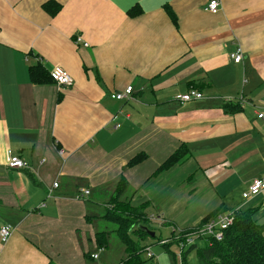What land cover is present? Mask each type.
Here are the masks:
<instances>
[{"label":"crops","instance_id":"crops-1","mask_svg":"<svg viewBox=\"0 0 264 264\" xmlns=\"http://www.w3.org/2000/svg\"><path fill=\"white\" fill-rule=\"evenodd\" d=\"M210 1L0 0V229L13 230L0 264H94L127 206L147 207L149 224L159 210L177 231L159 261L175 246L169 262L186 264L179 230L235 210L264 178V0H219L216 14ZM34 66L53 83L34 84ZM189 91L202 99L175 100ZM9 152L27 168H9Z\"/></svg>","mask_w":264,"mask_h":264},{"label":"trees","instance_id":"trees-1","mask_svg":"<svg viewBox=\"0 0 264 264\" xmlns=\"http://www.w3.org/2000/svg\"><path fill=\"white\" fill-rule=\"evenodd\" d=\"M166 11L172 18L173 23L177 25V19L173 15V12L169 8H166ZM131 15L135 16L137 14L133 11ZM30 75L31 81L34 84L43 85L53 83L52 79L41 66H34L30 71ZM187 152V148H181L161 166L159 171L177 165V163L186 157ZM141 161L142 158L140 156L136 157L130 165L138 164ZM126 208L130 218L124 220L118 211L113 212L112 218V221L115 222H118L120 218L122 219L121 222L116 224V234L124 243L125 248L128 249L127 259L122 261L121 264H147L148 261L143 259V254L149 248V246L145 245V241L150 236L143 232L141 227H147L149 224L148 208L143 206L138 208L127 206ZM257 211V209L247 211L239 210L235 214L234 224L225 231L224 239L221 242H217L214 239L204 240L205 248H197L196 244L190 245L183 250L184 252L181 256L185 258L191 251L195 250L197 252L198 264H264V228L255 219ZM206 221H204L205 224ZM190 232L192 231L185 230L177 236L175 243L180 247V251L186 243L185 237ZM106 241L105 233L97 236V244L100 249L107 245ZM148 260L151 262L152 256Z\"/></svg>","mask_w":264,"mask_h":264},{"label":"built area","instance_id":"built-area-1","mask_svg":"<svg viewBox=\"0 0 264 264\" xmlns=\"http://www.w3.org/2000/svg\"><path fill=\"white\" fill-rule=\"evenodd\" d=\"M220 1L219 0H211L205 10L209 13L216 14L220 10ZM77 43H81L82 39L77 38ZM87 46V44H84ZM231 60L233 62H236V64L241 63L243 60V55L240 51H237L233 54H231ZM52 77L55 81V84L58 85L59 88H67L72 86L73 81L71 76L65 72L64 70H61L60 68H55L52 72ZM133 92L132 87H128L123 93L114 94L112 95V99L122 101V100H128L131 99ZM202 94H199L196 91H189L183 95H179L175 97V100L179 102L180 104H186L188 102H191L193 100H200L202 99ZM259 119H264V113H261L258 115ZM7 165L11 169H24L27 168V165L17 156H14L10 152L8 153V161ZM58 184H54V187H57ZM84 196L89 195V191H83L82 192ZM264 193V178L256 179L253 181V183L250 185L248 190L242 194V199L245 201L251 200L252 198L256 196H260ZM239 210H232L228 211L222 215L217 216L216 218L210 219L206 224L200 228L193 229L192 232L187 234L185 237L186 243L182 246L181 252L179 254V257L181 258V255L183 254V250L190 245L196 244L197 241H204L207 239H214L217 242H221L224 239L225 231H227L233 224L235 219V214ZM12 227L11 226H4L0 229V237L1 239L6 242L9 237L12 234ZM102 249L99 250L101 252ZM149 249H147L146 252L149 253ZM151 254L149 253V257ZM93 260L98 259V254L92 255Z\"/></svg>","mask_w":264,"mask_h":264},{"label":"rangeland","instance_id":"rangeland-1","mask_svg":"<svg viewBox=\"0 0 264 264\" xmlns=\"http://www.w3.org/2000/svg\"><path fill=\"white\" fill-rule=\"evenodd\" d=\"M242 193H243L242 189H240L238 191V194H236L237 196L233 197V202L230 203L229 206H237L238 205L237 207H235L236 208L235 210H240V208H242V211H247L250 209H257L258 211L255 214V219L258 221L259 225L264 228V209L262 210V207H264V204L261 206L260 204H256L255 202L251 203L252 201L244 203V200H242ZM239 206H240V208H239ZM151 211L155 215L156 218L150 224L147 225V228L150 231L154 232L155 237L154 238L150 237V238L146 239L145 245L150 246L149 253L151 255H153V257H152V260L150 262L148 260L149 253L145 252L143 254V259L148 261L147 264H171L169 262V258H172L171 254L175 253L176 247L174 246V249H172L170 253L167 252V255L169 256V258H168V256H163L160 258V261H159V253H165L166 251L163 247L159 246L158 244H161L162 240L165 241L168 238L172 237L171 236L172 231H174L175 234L177 231H176V229H174L173 226L165 225L163 222H161L160 219H158V217H161L159 210L153 209ZM118 212L121 215V217L124 218V220H126L127 218H130V215L128 214L126 207L120 208ZM121 220L122 219L120 218V220L118 222L114 221V223H111L110 225L114 227V225L121 222ZM201 225H199L198 227H195L193 229L199 228ZM116 228H117V226H116ZM193 229L190 228V229H185V230L186 231H188V230L192 231ZM105 233H106V238H107V241H106L107 245L102 248V251L99 253V259L96 260L94 262V264H121L122 261L127 259V256H128L127 250L128 249L125 248V245L121 241L119 236L116 235V233H113L111 231V228H110V230H108V232H105ZM178 234H180V230H179ZM159 239H161V240H159ZM157 240H159V241H157ZM196 244L198 246L197 248H200V249L206 247L203 241H197ZM171 245H173V244H171ZM97 250L98 249H96V253H97ZM92 254H94V253L92 252ZM176 261H177L176 263L181 264L180 259H178V260L176 259ZM186 264H198L197 252L195 250L187 255Z\"/></svg>","mask_w":264,"mask_h":264},{"label":"water","instance_id":"water-1","mask_svg":"<svg viewBox=\"0 0 264 264\" xmlns=\"http://www.w3.org/2000/svg\"><path fill=\"white\" fill-rule=\"evenodd\" d=\"M142 231L148 234L151 238L155 237L154 232L150 231L147 227H141Z\"/></svg>","mask_w":264,"mask_h":264}]
</instances>
